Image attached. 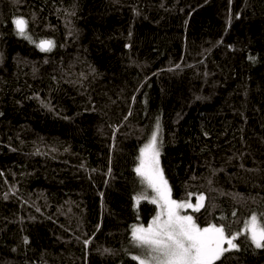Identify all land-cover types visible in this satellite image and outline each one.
I'll return each instance as SVG.
<instances>
[{"label":"trees","instance_id":"obj_1","mask_svg":"<svg viewBox=\"0 0 264 264\" xmlns=\"http://www.w3.org/2000/svg\"><path fill=\"white\" fill-rule=\"evenodd\" d=\"M153 131L182 215L264 220V0H0V264H137ZM247 235L216 264H264Z\"/></svg>","mask_w":264,"mask_h":264},{"label":"snow or ice","instance_id":"obj_2","mask_svg":"<svg viewBox=\"0 0 264 264\" xmlns=\"http://www.w3.org/2000/svg\"><path fill=\"white\" fill-rule=\"evenodd\" d=\"M13 24L20 36L31 40L27 35V21L18 18ZM36 46L40 51L48 52L54 44L51 40H42ZM159 156L157 132H153L150 141L140 150V163L135 172L155 193L150 202L157 204L160 212L147 227H133L132 243L141 249V253L132 256V260L137 264H216L225 252L238 248L234 241L243 233L248 234L247 238L256 248L264 247V220L255 214L245 222L243 233L237 234L226 233L223 225L200 227L193 216L182 215L181 209L199 211L203 207L204 196H198L196 204L173 200L160 167ZM142 198L147 197H136L137 204Z\"/></svg>","mask_w":264,"mask_h":264},{"label":"rangeland","instance_id":"obj_3","mask_svg":"<svg viewBox=\"0 0 264 264\" xmlns=\"http://www.w3.org/2000/svg\"><path fill=\"white\" fill-rule=\"evenodd\" d=\"M153 132H155V131H153ZM153 132H151L150 136L148 137V139H147V141L144 143V145L147 144V143L150 141ZM144 145L142 146V148L144 147ZM139 163H140V161H139ZM147 199L149 200V197H148ZM155 205H156V207H157V211H156V213L154 214V216H153L152 218L149 219V221L147 222V224H146L145 226H143V227H147V226L151 223V221L153 220V218L157 215V213L160 212V208L157 206V204H155ZM191 212H194V211L191 209ZM140 226H142V225H136V226H134V227H140ZM131 236H132V230H131ZM140 253H141V252H139L138 254H140ZM138 254H133L132 256H134V255H138Z\"/></svg>","mask_w":264,"mask_h":264}]
</instances>
